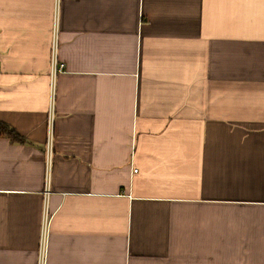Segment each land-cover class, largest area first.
Masks as SVG:
<instances>
[{"label":"crops","instance_id":"1","mask_svg":"<svg viewBox=\"0 0 264 264\" xmlns=\"http://www.w3.org/2000/svg\"><path fill=\"white\" fill-rule=\"evenodd\" d=\"M0 122V264H264V0H0Z\"/></svg>","mask_w":264,"mask_h":264},{"label":"built area","instance_id":"2","mask_svg":"<svg viewBox=\"0 0 264 264\" xmlns=\"http://www.w3.org/2000/svg\"><path fill=\"white\" fill-rule=\"evenodd\" d=\"M51 77H52V85H51V98L49 105V113L47 120V139H46V151H47V190L46 194L49 195V173L51 167V159H52V151H53V143H54V127H55V107H54V90H55V77L56 75L65 70V65L60 63L58 60V38L57 33H54L53 44L51 50ZM43 218V239L41 241V246L39 250V260L38 264H46V255H47V243L45 237L48 233V214L45 212Z\"/></svg>","mask_w":264,"mask_h":264},{"label":"trees","instance_id":"3","mask_svg":"<svg viewBox=\"0 0 264 264\" xmlns=\"http://www.w3.org/2000/svg\"><path fill=\"white\" fill-rule=\"evenodd\" d=\"M1 137L9 138L12 141H24V139L21 138L14 129L9 127V125L0 122V138Z\"/></svg>","mask_w":264,"mask_h":264}]
</instances>
